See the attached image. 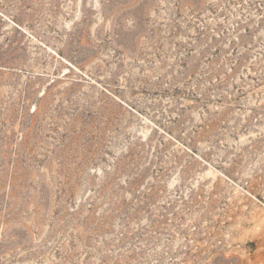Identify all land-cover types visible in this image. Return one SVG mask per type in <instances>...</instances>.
<instances>
[{"label":"rangeland","instance_id":"374dc122","mask_svg":"<svg viewBox=\"0 0 264 264\" xmlns=\"http://www.w3.org/2000/svg\"><path fill=\"white\" fill-rule=\"evenodd\" d=\"M0 264H264V0H0Z\"/></svg>","mask_w":264,"mask_h":264},{"label":"bare ground","instance_id":"6f19581e","mask_svg":"<svg viewBox=\"0 0 264 264\" xmlns=\"http://www.w3.org/2000/svg\"><path fill=\"white\" fill-rule=\"evenodd\" d=\"M65 70H68L67 68Z\"/></svg>","mask_w":264,"mask_h":264}]
</instances>
